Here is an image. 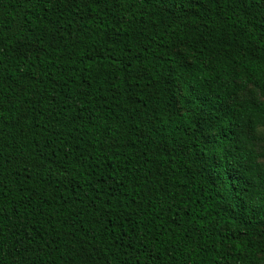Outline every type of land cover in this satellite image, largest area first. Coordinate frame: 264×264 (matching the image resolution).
Wrapping results in <instances>:
<instances>
[{
	"label": "trees",
	"instance_id": "trees-1",
	"mask_svg": "<svg viewBox=\"0 0 264 264\" xmlns=\"http://www.w3.org/2000/svg\"><path fill=\"white\" fill-rule=\"evenodd\" d=\"M180 47L264 53V0H0V264H251L247 89Z\"/></svg>",
	"mask_w": 264,
	"mask_h": 264
},
{
	"label": "clouds",
	"instance_id": "clouds-1",
	"mask_svg": "<svg viewBox=\"0 0 264 264\" xmlns=\"http://www.w3.org/2000/svg\"><path fill=\"white\" fill-rule=\"evenodd\" d=\"M179 51L190 61L192 67L190 73H183L185 80L193 84L201 93L207 94L209 89L212 92L224 93V81H227V90L238 94L245 88L246 96H240L237 101L236 111L237 122L251 130L253 139L248 143L247 162L250 171L245 175L251 177L252 186L244 194L247 204L264 214V182L260 177H264V53L256 57L244 55L240 58L234 54L235 59L240 60V65H233L232 60L223 56L217 57L216 70H209V59L207 56L201 57L191 47H180ZM178 62L180 58L176 57ZM233 73L235 76L233 77ZM250 73V75H249ZM219 77V78H218ZM238 78L241 83L233 88L231 81ZM251 83L252 86L248 87ZM185 95L187 91L185 90ZM250 97V99H249ZM195 104V102L193 103ZM233 230H239L246 235L241 238L231 239L229 243L241 252L249 254L251 264H264V228H257L256 231H249L247 227L234 224ZM248 242H252L251 250ZM193 249H188L191 253ZM219 259V257H215ZM237 264H248V261H238Z\"/></svg>",
	"mask_w": 264,
	"mask_h": 264
}]
</instances>
